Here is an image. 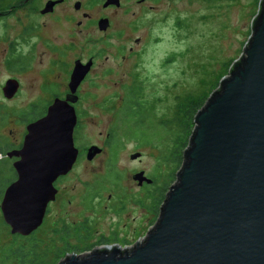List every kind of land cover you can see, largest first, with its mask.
Returning a JSON list of instances; mask_svg holds the SVG:
<instances>
[{
	"label": "rangeland",
	"instance_id": "1",
	"mask_svg": "<svg viewBox=\"0 0 264 264\" xmlns=\"http://www.w3.org/2000/svg\"><path fill=\"white\" fill-rule=\"evenodd\" d=\"M164 1L170 2L164 10L166 17L151 13L141 20L142 27L132 31V37H142L143 45L129 62H124L121 54L115 55L114 48L120 44L117 37L106 43L110 47L105 51L96 43V46L73 41L69 44L67 40L73 36L67 32L62 34L58 28H39L21 35L18 14L0 19V141L10 142V137L14 139L12 135L26 131L28 122L45 114L54 95L69 89L70 75L78 56L86 58L91 53L100 56L82 87L85 96L81 107L87 113L82 116L84 129L80 144L88 147L97 144L104 150L93 159H88L84 153L62 183L77 196L74 204L69 206L70 213L64 216L72 220L83 217L84 213H74L81 210L76 206L82 186L85 207L99 211L96 216L93 212L86 213L95 218L90 231L112 233V224L122 227L123 222L132 220L137 230L133 242L145 236L158 215L155 216L152 210L147 213L134 201V197H143L146 203L149 202L146 194L149 184L140 187L132 178L133 173L143 170L152 178L158 174L165 177L173 167V163H167L164 158L171 145V135L158 123L173 116L178 98L203 92L208 94L210 83L219 80L218 87L222 77L229 74L230 65L243 54L250 38L252 20L260 0ZM11 54H17L12 64L6 60ZM106 55L110 56L109 60ZM12 77L19 80L20 92L15 98L7 99L3 86ZM207 81L210 83L205 85ZM125 85H137L142 89L143 105L119 120ZM114 127H119L118 138L116 141V137L112 138L114 148H107L104 138ZM171 128L174 130L173 125ZM139 151L141 156L132 159L131 154ZM12 161L10 159L9 163L13 166ZM8 176L13 180L15 174L11 171ZM111 194L114 197L109 201ZM95 195L100 197L93 202ZM120 201L127 204L124 216L116 211L121 209ZM156 202L157 199L153 206ZM50 218L31 235L13 238L9 226L6 228L2 224L5 221L0 211V264H6L5 248L16 251L17 259H10V264H30L29 258H32L27 253L32 242L39 243L40 250L46 249L48 253V258L40 257L33 264H58L66 256L65 252L74 249L67 240L88 229L85 223L77 222L68 223L52 233Z\"/></svg>",
	"mask_w": 264,
	"mask_h": 264
},
{
	"label": "water",
	"instance_id": "2",
	"mask_svg": "<svg viewBox=\"0 0 264 264\" xmlns=\"http://www.w3.org/2000/svg\"><path fill=\"white\" fill-rule=\"evenodd\" d=\"M232 63L194 117L177 179L147 236L131 251L101 247L58 264H264V0L243 54ZM92 66V59L75 61L67 97H55L45 114L28 122L22 147L7 153L17 157V178L6 186L0 211L13 235L29 236L43 224L55 180L77 159L73 103ZM19 85L9 78L4 97L13 98ZM101 151L91 145L88 159ZM133 178L153 183L143 170Z\"/></svg>",
	"mask_w": 264,
	"mask_h": 264
},
{
	"label": "flooded vegetation",
	"instance_id": "3",
	"mask_svg": "<svg viewBox=\"0 0 264 264\" xmlns=\"http://www.w3.org/2000/svg\"><path fill=\"white\" fill-rule=\"evenodd\" d=\"M49 3H52L51 9L49 11L43 12V9ZM169 3L170 2L164 0H9L8 6H6L5 4H0V19L6 18L7 16L12 14H18L17 22L21 27V35H26L28 32H32L39 28H58L60 29L62 34H66L65 32H67L73 36V38L67 40L69 44H71L72 41L75 44L79 45L87 43L96 46L99 44V49L105 51L110 47V45H106V43L110 39L117 37L120 40V44L118 47L114 48V51H116L115 55L119 56L121 54L122 60L124 62H129L130 59L134 55H136L138 48L143 45L142 37H132V31L137 27H142L141 20L143 18H147L151 13H161L162 16L166 17L164 10L168 8ZM81 35L83 39L81 38ZM11 49L14 50L13 47H11ZM65 54H67V51H65ZM14 55L16 56L17 54L8 55L6 59L8 63L12 64ZM98 58H100V56L95 53H91L88 54V57L86 58L83 56H78L76 59H80L83 62H87L89 59H92L93 68L94 65L98 63ZM109 58L110 56L106 55V60H109ZM62 63H68V61H62ZM86 77L78 86L76 92L77 99L73 103L77 113V124L74 130V141L75 146L79 150L78 156L72 169L67 174L60 175L55 180V198L49 202L43 222L44 225L47 219L51 217L50 229L52 233L58 232L61 227L67 225L68 223H85L86 227L88 228L86 232L77 237H73L67 240V243L74 247V249L70 252H65L66 256L72 253L80 254L77 251L87 254L94 249H98L101 247H108L110 248V251L114 248L119 249L121 252L131 251L136 244V242H133V239L137 237L135 236L137 231L136 226L132 220L130 221V223L128 221L123 222L122 227L112 224L110 227V229L114 230L112 233L103 234L95 230L90 231L91 227L95 225V218L87 215L86 213L93 212V214H95L96 216L99 211L88 210L85 207V193L82 192V186L80 188L81 192H79V204H77L76 206V208L81 207V210L74 211V213L76 215H81L82 213H84L85 215L83 214V217L78 220H72L71 217L64 216L65 213H70L69 206L74 204L75 198L77 196L76 194L71 193V188L63 187L62 183L66 181L68 175L75 168L76 163L81 160V157L84 155V153H87L89 148L88 146H82L80 144L81 138L83 137L82 131L84 129L82 116L87 113V110H84L81 107L84 103L85 95L82 91V87L85 83ZM20 87L21 84L19 85V89L13 98H15L16 95L19 94ZM58 93L59 94H56L53 97L66 98L69 94V89ZM26 131L21 130V132L18 133L17 136L12 135L14 139H11L10 137V142L0 141V149H3L0 158L8 159L9 161L10 159H13V164L17 157H9L7 153L11 150H17L22 147ZM112 131L113 130L109 131L104 138V145L107 148H114L113 142L115 140H112ZM99 147L102 148V151L104 150V147ZM136 173L137 171L134 172L133 175ZM16 178L17 173L16 177L13 180H15ZM146 184L147 183L144 182L142 185H140V187H144ZM98 197L100 196L95 195L93 198V202ZM112 197H114L113 194L109 195V201L112 199ZM145 200L146 199H144L143 197H138L137 199H135L134 197V201L137 202L140 206L144 207L148 211L147 213H150L152 210L151 197H147V200L149 202L146 203ZM108 205L111 208L112 203ZM120 205L121 209H117L116 211H118L120 215L124 216L123 213L127 211V204L120 201ZM110 208H107V210H110ZM61 213L63 215H60ZM133 219L135 220V217H133ZM148 232L145 233V236L141 240H143L147 236ZM139 236L141 235L138 234V237ZM66 256H64L62 259H64Z\"/></svg>",
	"mask_w": 264,
	"mask_h": 264
},
{
	"label": "trees",
	"instance_id": "4",
	"mask_svg": "<svg viewBox=\"0 0 264 264\" xmlns=\"http://www.w3.org/2000/svg\"><path fill=\"white\" fill-rule=\"evenodd\" d=\"M0 4H5L8 6L9 0H0ZM171 58H168L170 60ZM233 63L230 65V69ZM219 80L216 82L213 81L210 83L209 81L205 82V85L210 83V92L213 91L214 88L217 87ZM207 87V86H205ZM125 95L122 97V104L119 109V120L120 117L124 118L125 116H129L135 113L138 108L143 105V101L140 98V94L142 89L137 85H125ZM218 88V87H217ZM208 94H198V95H186L182 98H178L175 104V110L173 116L169 119L161 120L158 123V126L165 129L166 132L171 135V145L167 148V154L164 157L167 163H173V167L168 171V175L164 177L158 174L156 177H153V183L149 184L146 189V194L151 197L152 200V210L154 211L155 216L159 213V208L161 207L167 192L170 186L176 181V172L180 169L183 162V151L189 144L190 135L194 130V117L205 103V100L208 97ZM145 103V102H144ZM122 114V116H121ZM139 114V113H138ZM137 114V115H138ZM171 125L174 126V130L171 128ZM120 126V125H119ZM111 136L116 137L119 133V127H114L112 129ZM1 145V144H0ZM3 152V149H0V153ZM13 171L16 177V172L13 166L9 163L8 159L0 158V198L3 196L4 190L6 186L12 182L8 176V174ZM14 177V178H15ZM13 178V179H14ZM154 185V186H153ZM152 186V187H149ZM157 199V202L153 206V202ZM2 224L7 227V224L2 222ZM19 234L13 235V238ZM15 240V239H14ZM14 244V243H13ZM32 247H30V251L27 253V256L32 259L29 262L30 264L37 263L40 260V257L48 258L47 250H40V244L36 242H32ZM14 247V246H13ZM4 258L6 264H10L9 260L16 258V251H10L6 248L4 249ZM57 263V262H56Z\"/></svg>",
	"mask_w": 264,
	"mask_h": 264
}]
</instances>
